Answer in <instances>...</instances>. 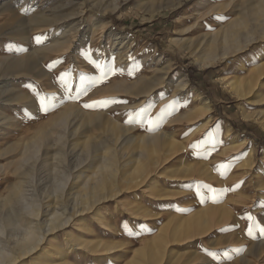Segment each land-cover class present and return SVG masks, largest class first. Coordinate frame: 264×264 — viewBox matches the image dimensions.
<instances>
[{
  "label": "rangeland",
  "instance_id": "obj_1",
  "mask_svg": "<svg viewBox=\"0 0 264 264\" xmlns=\"http://www.w3.org/2000/svg\"><path fill=\"white\" fill-rule=\"evenodd\" d=\"M88 1L86 17L95 26L104 24L93 44L92 28L88 31L77 63L69 57L71 48L60 59L54 54L61 36L69 37L71 28L78 29L77 35L83 30L86 22L81 24L79 15L68 17L82 0H0L1 245L14 256L21 251L16 238L22 234H13L8 223L13 214L23 227L30 221L44 225L46 236L41 233L43 244L16 264H264V23L245 15L252 8L255 17L264 18L259 15L264 1ZM221 9L232 13L227 20L240 19L229 37L236 38L235 46L225 59L219 56L229 24L223 29L212 24ZM54 16L62 19L48 25L47 18ZM188 26L192 31H186ZM252 26L256 40L234 49ZM96 49L101 55H94ZM118 50L125 54L120 62ZM44 62L51 63L44 67ZM34 63L38 67L29 71ZM97 63L115 74L92 85L101 74ZM43 68L47 73L38 78ZM155 82L151 93L139 94ZM41 97L47 112L40 110ZM93 102L94 107H84ZM65 110L71 120L83 117L79 135L67 139L70 157L89 144L99 148L89 169L85 163L75 167L73 158L66 199L95 186L96 202L73 215L68 226L48 230L55 212L62 213L54 189L56 173L64 168L50 155L46 161L45 144L35 182L29 183L23 173L34 159L25 160L30 152L25 147L42 129L52 143L59 130L54 122ZM148 119L158 126L148 130ZM112 131L121 135L116 142L106 138ZM110 154L115 158L103 168ZM37 182L41 185L35 189ZM22 187L42 204L38 220L13 205Z\"/></svg>",
  "mask_w": 264,
  "mask_h": 264
},
{
  "label": "bare ground",
  "instance_id": "obj_2",
  "mask_svg": "<svg viewBox=\"0 0 264 264\" xmlns=\"http://www.w3.org/2000/svg\"><path fill=\"white\" fill-rule=\"evenodd\" d=\"M179 1V0H178ZM264 1V0H263ZM93 2V1H92ZM89 3H90V1H88V0H82V2H78L77 3V5H78V11L77 12H73V13H70L69 15H68V17L69 16H74V15H79L78 17L80 18V23L81 24H84V22H86V24H85V26L83 27V30L82 31H80V34H78L77 35V33L76 32H78V29L77 28H71L68 32H66L67 34H68V36L69 37H67L66 36V34L64 35V36H61V38H59V39H61V41L59 40L57 43V45L56 46H59V45H61V47L60 48H58V49H56L55 50V54H54V57H55V59H60V57L63 55V54H65L66 52H65V49H67V48H71L72 50L69 52V57H71V58H74L75 59V62H81L80 60H79V57L82 55V47H83V43H84V39L86 38V37H88L87 35H88V31L92 28V36H93V38H92V40H91V43L93 44V43H95L96 41V38H94V36H98L99 34H100V28L103 26V24H104V22L103 23H100L99 25H97V26H95V24L93 23V19L91 18H88V17H86V15L88 14V11H89V7H91V6H89ZM96 3V2H95ZM94 3V4H95ZM97 4H98V2H97ZM117 6V4L115 3V7ZM260 7H262V6H260ZM219 8V7H218ZM218 8H216V9H218ZM215 9V10H216ZM258 10H262V8L260 9V8H257ZM257 10V11H258ZM212 11V10H211ZM220 11H222L221 12V15L220 16H218V13H217V15H213L212 17H215L213 20H212V24H214L216 27H218L219 29L221 28V29H223V26H225L226 24H229V27H227V29H225L224 30V36H223V42H222V45L221 46H225V47H223V48H225V52L221 55V56H219V59H225V58H228L229 57V55H230V53H231V51H229V49H232L234 46H235V44L233 45V43L236 41V38L234 39V40H229V37L230 36H234L235 35V30H232V28L233 27H235V26H237V25H239L240 24V19L239 20H233V18H231V19H229V20H227L229 17H231V15H232V13H227L224 9L222 10H220ZM260 11H258V14L260 13ZM214 12V11H213ZM262 13V14H261ZM259 15L260 16H264V8H263V10H262V12H261ZM246 17H248L249 18V21H251V20H257V21H259V22H261V23H264V18H261V19H259L258 17H255L256 15H257V13H256V11H255V9H252V8H249L248 9V11H246ZM92 16V15H91ZM211 17V18H212ZM38 19H44L43 17H40V16H38L37 17ZM46 18V17H45ZM236 18V17H235ZM62 18L61 17H59V16H54V18H52V19H48L47 18V21H48V25H51V24H53V25H56L57 26V23H58V21L59 20H61ZM208 19V18H207ZM46 20V19H45ZM227 20V22L225 23V21ZM243 20V19H242ZM207 21H205V23H206ZM60 23V22H59ZM231 23V24H230ZM80 24V25H81ZM204 25H206V24H204ZM209 26V25H208ZM206 26H204V28H205ZM212 27V26H211ZM77 29V30H76ZM201 29V28H200ZM254 29H256L255 28V26H252V29H250L247 33H245L244 35H245V37H244V39L242 40V42H241V46H237V47H235L234 49H242V48H244V47H246V46H248L249 44H251L253 41H255L256 40V38L252 35L253 33H254ZM72 31V32H71ZM186 31H192V26H188L187 27V29H186ZM70 32H71V36H70ZM190 33V32H189ZM48 34V33H47ZM185 35V34H184ZM90 36V35H89ZM56 38V37H55ZM184 39L186 40V38L184 37ZM58 39H56V41H57ZM176 40H179V39H176ZM55 41V42H56ZM214 41H216V39L214 38V39H211L210 41H209V44L210 43H214ZM109 42V41H108ZM116 44V43H115ZM118 44V43H117ZM211 45V44H210ZM53 46V45H52ZM117 46V45H116ZM213 46V45H212ZM53 47H55V46H53ZM52 47V48H53ZM115 47V45H112V49H110V50H112L111 51V53H114L115 52V50L113 49ZM129 48V47H128ZM51 50V49H50ZM233 50V49H232ZM124 52H125V50H123ZM129 51V50H128ZM116 52H118V54L116 55L117 57H118V60H119V62H120V60L123 58V56L125 55V54H123V52L122 51H120V50H118V51H116ZM233 52V51H232ZM235 52V51H234ZM94 55L96 56H98V55H101V53L99 52V49H96L95 51H94ZM232 55V54H231ZM112 56V55H111ZM111 56H109V58L108 59H110V58H113V57H111ZM115 56V57H116ZM51 56L50 55H48V56H45L44 58L45 59H47V58H50ZM125 57H127V56H125ZM216 58V57H215ZM115 59H117V58H115ZM127 59H128V57H127ZM216 60V59H215ZM42 61V60H41ZM86 61V60H85ZM88 61V60H87ZM84 62V61H83ZM16 63H19V62H16ZM37 63H39V62H37ZM51 62H44L43 64V66L44 67H47L49 64H50ZM87 63V62H86ZM12 64V63H11ZM21 64V63H20ZM35 64L36 63H34V64H30L29 66H27V68L29 69V71H31L32 69L34 70V68L36 67L35 66ZM22 65V64H21ZM38 65V64H37ZM66 65V64H65ZM12 66H14V65H12ZM17 66V65H16ZM15 66V67H16ZM19 67V66H18ZM21 67V66H20ZM38 67V66H37ZM36 67V68H37ZM86 67V66H85ZM86 69V68H85ZM36 71V70H35ZM84 71V70H83ZM86 71V70H85ZM37 73V72H36ZM46 69H42V71H40L39 73H37L36 74V76L38 77V78H41V77H43V76H45L46 75ZM168 74V73H167ZM166 76V75H165ZM165 76H163V80H164V78H165ZM57 77H59V75L57 74ZM161 79V78H160ZM161 79V80H162ZM166 79V78H165ZM55 81V80H54ZM151 81V80H150ZM154 81H156V80H154ZM159 84H160V82H159ZM184 86H186V84L185 83H182ZM152 85V84H151ZM156 85V82H155V84L154 85H152V86H150V84H148V86H145V88H143L142 90H141V92L139 93V94H148V93H151L154 89H155V86ZM161 85V84H160ZM133 86V85H132ZM158 86V83H157V85H156V87ZM52 87V86H51ZM134 87H136V85L135 86H133V87H131V89L132 88H134ZM141 87H144V86H141ZM154 87V88H153ZM181 87V86H180ZM135 89V88H134ZM157 89V88H156ZM138 91H140V90H138ZM128 92H130V91H128ZM34 93V92H33ZM137 93V92H136ZM244 93L245 92H239V96H241L242 94L244 95ZM145 96V95H144ZM143 97V96H142ZM77 116H78V114H77ZM76 116V117H77ZM81 118H83L82 117V115L80 116ZM80 117H78V119L80 118ZM140 118H141V116H137L136 118H134L133 119V121L135 122V121H139L140 120ZM78 119H75V117L71 120L70 119V114H69V112L68 111H66L65 110V112H62L61 113V115L59 116V118L54 122V124L59 128V130L56 132V135L53 137V140H52V143H51V141H48V142H46V140H45V138H44V136L46 135L47 136V131L48 130H45V129H42L41 130V132H39V134H36V135H34L33 136V138H32V140H29V142H27V144H26V147H25V149H27V150H30V152H29V155L27 156L28 158H25V160L27 159V161L29 162V163H31L28 159H34V163L32 164V165H29V168L27 169V167H26V169H27V171L25 172V173H23V174H26V176H28V179H29V183L30 182H35V175L37 174L36 173V168L38 167H36V165H37V163L38 162H41V161H39L40 159H42V158H40V153L43 151V149L45 148V144H46V148H47V152H46V161H49V160H47V158H48V156L50 155L51 156V158H52V160L53 161H56V163H59L60 165H61V167L62 168H64L63 170H61L60 169V171H58L57 173H56V176H55V179H56V185H55V189L54 190H56V192L58 193L57 195H55L56 197H57V200L58 201H60L59 199H61L62 200V202H60V203H58L59 205H58V207H60L59 208V210L60 209H62V213H66V212H69V216H66V217H64V218H62L61 216H60V214H62V213H59L58 211L57 212H55V214L53 215V217H51V223H50V226L48 227V230H55V229H59V227L61 226V228H62V226H68L69 225V222H71V219H72V217H73V215L75 216V214L76 213H78V212H84V211H86L87 212V210H89V209H91V208H93V206H94V204H95V202H96V199H95V197L94 196H96V193H94V189H95V186H89L88 188H89V191L88 192H86V193H84V194H81V195H74V196H70L68 199H66V195H67V193H66V195H65V189H66V183H67V181L69 180V178H71V176L73 175L72 173V171L71 170H73V168H74V165H73V158H75V160L74 161H76V164H75V167H78L79 165H81V164H83V163H85V166L86 167H88V169L89 168H91V163H94L93 162V160L96 162L97 160L96 159H94V158H96L97 157V155H96V157H94V154L96 153V151H97V149H99V148H94V146L93 145H87L85 148H83L82 150H81V152L79 153V155H78V152H71V157H70V151L69 150H67L68 148H66L68 145H69V140H67L68 138H70L71 137V139L72 138H74L77 134L79 135V129H80V125H81V121L80 120H78ZM8 123V122H7ZM4 125V124H3ZM4 127V126H3ZM107 131V130H106ZM118 131V130H117ZM117 131H112L111 132V134L110 135H108V134H105L106 135V138H108V139H111V141L112 140H115V142L116 141H118L119 139H120V137H121V135L119 134V132L117 133ZM52 132V131H51ZM109 132V131H108ZM228 132V131H227ZM226 132V133H227ZM107 133V132H106ZM110 133V132H109ZM50 134V133H49ZM51 135V134H50ZM48 137V136H47ZM194 138V137H193ZM75 139H77V138H75ZM107 139V141L104 139H102V141H103V143H105L104 141H106V143H108L109 144V141L110 140H108ZM101 142V141H100ZM114 142V141H113ZM98 144H100L99 142H97ZM102 143V144H103ZM112 143V142H111ZM95 144V143H94ZM97 144V145H98ZM101 144V145H102ZM74 145V144H73ZM79 145V144H78ZM107 145V144H106ZM105 145V146H106ZM108 146V145H107ZM98 147V146H97ZM102 147V146H101ZM103 148H105L104 147V144H103ZM108 148H109V146H108ZM51 149H53V150H51ZM72 149H74V148H72ZM101 149V148H100ZM228 149V148H227ZM99 151V150H98ZM101 151V150H100ZM98 153V152H97ZM96 153V154H97ZM28 154V153H27ZM81 154V155H80ZM42 155H43V153H42ZM49 156V157H50ZM100 156V155H99ZM42 157V156H41ZM102 159H103V157H101ZM100 158V159H101ZM114 158H115V155L114 154H110V155H107V156H104V160H106L104 163L102 162L101 164H102V167L104 168V167H106L108 164L110 165V163L114 160ZM58 161V162H57ZM27 162V163H28ZM49 163V162H48ZM52 164V163H51ZM59 164H58V167H59ZM48 165V164H47ZM47 165H46V167H47ZM65 165L67 166L66 167V170H65ZM53 166V165H52ZM21 168V167H20ZM55 168V167H54ZM25 169V170H26ZM51 169H53V168H51ZM48 170V169H47ZM46 170V171H47ZM77 170V169H76ZM23 172V171H22ZM38 172V171H37ZM52 172V171H51ZM77 172V171H76ZM54 174H55V172H54ZM21 175H22V173H21ZM80 177V176H79ZM22 178V177H21ZM25 178V177H24ZM27 179V180H28ZM70 180H72V178L70 179ZM52 181V180H51ZM90 181V180H89ZM69 182V181H68ZM85 183V182H84ZM69 184V183H68ZM86 184V183H85ZM84 184V185H85ZM21 185V184H20ZM41 185V183L39 184L38 182L37 183H35V189L38 187L39 188V186ZM86 185H88V184H86ZM21 186H23V184L21 185ZM27 186V185H26ZM83 188H85L84 186H83ZM16 191V190H15ZM53 191V190H52ZM15 193V192H14ZM53 193H55V192H53ZM77 193V192H76ZM49 194V193H48ZM28 195V194H27ZM70 195V194H69ZM68 195V196H69ZM72 195V194H71ZM52 197V196H51ZM50 197V198H51ZM49 198V199H50ZM49 199H48V203H49ZM41 200H43V199H41ZM45 200V199H44ZM104 200V199H103ZM10 201V200H9ZM13 202H14V206L15 207H17L19 210V214H21V215H25L26 216V214H28L27 216H28V218H29V216H30V219H31V217H33V218H35V220L37 219L38 220V218L40 217V213H41V206H42V204L39 202V199H37V197L36 196H32V198H28L26 195H25V193H24V189H23V187L21 188V189H19L17 192H16V194H15V196L13 197ZM12 203V202H11ZM57 203L55 202V205H56ZM44 205V204H43ZM97 205V204H96ZM49 206V205H48ZM14 208V207H13ZM47 208V207H46ZM49 209H50V206H49ZM11 210H14V209H11ZM43 210H44V208H43ZM15 211V210H14ZM14 211H13V213H14ZM51 211V210H50ZM49 211V212H50ZM55 211V210H54ZM53 211V212H54ZM91 211H93V210H91ZM90 211V212H91ZM97 212V211H96ZM42 213H44V212H42ZM12 214V213H11ZM46 214H48V213H46ZM86 214V213H85ZM96 214V213H95ZM8 215H9V213H8ZM15 215H16V213H15ZM43 215V214H42ZM82 215H83V213H82ZM26 216V217H27ZM9 217V216H8ZM43 217V216H42ZM99 217V216H98ZM48 218V217H47ZM75 218V217H74ZM103 218H104V216H103ZM49 219V218H48ZM100 219V218H99ZM46 220V219H45ZM74 220V219H73ZM72 220V221H73ZM47 221V220H46ZM6 222V221H5ZM33 222V221H32ZM32 222L30 221V222H28V224H27V226L26 227H23L22 225H20V224H18L17 222H16V220L14 219V217H13V214H12V217L11 218H9V220H8V223L10 224L9 225V227L11 226L12 227V233L14 234V231H20L21 232V234H22V237H20L19 235H18V237H20V238H16L15 236V238L17 239V245H19L20 247V249H21V251L16 255V256H14V255H12L9 251H8V249L6 248V246L5 245H1V243H0V264H16V262H17V260H18V258H21L22 259V257L25 255H30V253L32 254V252H34V251H36V249L38 248V246L40 245V244H43L41 241H44V240H42L44 237L43 236H41V233L42 234H44L45 232H44V230H43V224L44 223H46V222H44L43 224H41V225H43V226H40V223L39 222H37V225L35 226H33V224H32ZM41 222V221H40ZM101 222H102V220H101ZM103 222H105V221H103ZM102 222V223H103ZM1 223V222H0ZM3 223V222H2ZM39 223V224H38ZM81 223H82V221H81ZM85 223V222H84ZM83 223V224H84ZM101 223V224H102ZM30 224V225H29ZM66 224H68V225H66ZM104 224H106V223H104ZM47 225V224H46ZM10 227V228H11ZM82 227V226H81ZM65 228V227H64ZM46 230V229H45ZM44 232V233H43ZM51 232V231H50ZM54 232V231H53ZM1 233H4V228L0 225V234ZM10 234V233H9ZM16 234V233H15ZM10 235H12V234H10ZM17 235V234H16ZM44 236H45V234H44ZM46 237V236H45ZM19 239V240H18ZM73 240V239H72ZM13 242H15V241H13ZM9 243H11V242H9ZM3 244H5V242L3 243ZM69 247V246H68ZM17 248V247H16ZM40 248V247H39ZM45 249V248H44ZM14 250V249H13ZM19 250V249H18ZM15 251V250H14ZM38 252V251H37ZM34 254V253H33ZM49 254V253H48ZM28 255V256H29ZM43 255V254H42ZM27 256V257H28ZM46 256V255H45ZM44 258V257H43ZM23 260V259H22ZM39 260V259H38ZM21 261V260H20ZM44 263V262H43Z\"/></svg>",
  "mask_w": 264,
  "mask_h": 264
},
{
  "label": "snow or ice",
  "instance_id": "obj_3",
  "mask_svg": "<svg viewBox=\"0 0 264 264\" xmlns=\"http://www.w3.org/2000/svg\"><path fill=\"white\" fill-rule=\"evenodd\" d=\"M36 41H37V43H42V42H43L42 39H41L40 37H37V38H36ZM95 67H96L97 69L100 70V73H101V74H100L99 77L93 79V80L90 82L92 85H95L96 83L102 82V81L107 77V75H108L109 73L115 74V69H111V68H110V69H105V67H104L102 64L97 63V64L95 65ZM82 79H83V78H82ZM40 100H41V102H40V110H41V111H44V112H47L49 109H48V107H47V106L45 105V103H44V98L41 97ZM96 103H97V102H93L92 104H85L84 107H85V108L94 107ZM102 103H104V104L106 105V104H107V101H104V102H102ZM127 122H128V123H132L133 121H132L131 119H129ZM147 126H148V130H153L156 126H158V122H154L153 120L148 119V121H147ZM213 191H214V190H213ZM213 202H218V198H217V197H213ZM247 219L251 221V220H253L254 218H253L252 216H248ZM260 232H261L262 235H264V228H261V229H260ZM248 234H249L250 236L252 235V230H251V228H249V230H248ZM237 251H239V250H237Z\"/></svg>",
  "mask_w": 264,
  "mask_h": 264
}]
</instances>
